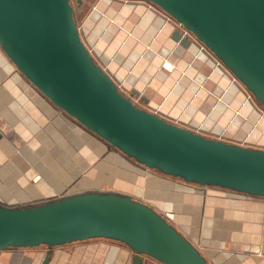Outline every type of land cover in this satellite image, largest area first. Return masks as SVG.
<instances>
[{"label": "crops", "instance_id": "1", "mask_svg": "<svg viewBox=\"0 0 264 264\" xmlns=\"http://www.w3.org/2000/svg\"><path fill=\"white\" fill-rule=\"evenodd\" d=\"M85 4L78 24L83 42L135 104L207 138L264 150V109L175 19L143 0L78 1ZM88 192L151 206L209 264H264V197L147 169L57 107L0 46V206H37ZM49 250L3 249L0 264H42L46 256L48 264H134L137 255L107 238Z\"/></svg>", "mask_w": 264, "mask_h": 264}, {"label": "water", "instance_id": "2", "mask_svg": "<svg viewBox=\"0 0 264 264\" xmlns=\"http://www.w3.org/2000/svg\"><path fill=\"white\" fill-rule=\"evenodd\" d=\"M148 1L191 32L264 106V0ZM0 46L57 107L148 169L264 197V150L207 138L137 106L95 62L70 0H0ZM92 238L125 243L137 254L134 264H144L142 256L209 264L169 220L130 196L88 192L0 206V250L47 245L51 251Z\"/></svg>", "mask_w": 264, "mask_h": 264}, {"label": "rangeland", "instance_id": "3", "mask_svg": "<svg viewBox=\"0 0 264 264\" xmlns=\"http://www.w3.org/2000/svg\"><path fill=\"white\" fill-rule=\"evenodd\" d=\"M70 1H71V4L74 7V18H75V21H76V23L78 25L81 22L83 16L88 12V8H87V5L88 4L87 5L85 4L83 6H79L78 5V0H70ZM143 1H148V0H143ZM256 101L264 109V106L258 100H256ZM136 105L140 107V105L138 103ZM150 170H153V169H150ZM11 248H13V247H11ZM32 248L35 249V250L45 251V250L48 249V246L47 245H40V246L32 247ZM22 249H30V248L29 247H26V248H22Z\"/></svg>", "mask_w": 264, "mask_h": 264}, {"label": "built area", "instance_id": "4", "mask_svg": "<svg viewBox=\"0 0 264 264\" xmlns=\"http://www.w3.org/2000/svg\"><path fill=\"white\" fill-rule=\"evenodd\" d=\"M180 25V24H179ZM182 26V25H181ZM183 27V26H182ZM184 28V27H183ZM184 36H187V35H189V34H191V32H189L188 30H186L185 28H184ZM90 51V50H89ZM90 53H91V51H90ZM92 54V53H91ZM222 62L219 60V64H221ZM166 218V217H165ZM167 219V218H166ZM168 220V219H167Z\"/></svg>", "mask_w": 264, "mask_h": 264}, {"label": "trees", "instance_id": "5", "mask_svg": "<svg viewBox=\"0 0 264 264\" xmlns=\"http://www.w3.org/2000/svg\"><path fill=\"white\" fill-rule=\"evenodd\" d=\"M173 177V176H172Z\"/></svg>", "mask_w": 264, "mask_h": 264}]
</instances>
